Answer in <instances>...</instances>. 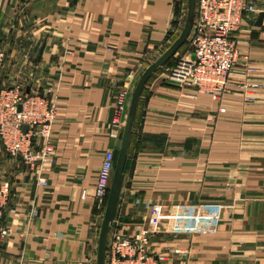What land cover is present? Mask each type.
Masks as SVG:
<instances>
[{
  "label": "crops",
  "instance_id": "crops-1",
  "mask_svg": "<svg viewBox=\"0 0 264 264\" xmlns=\"http://www.w3.org/2000/svg\"><path fill=\"white\" fill-rule=\"evenodd\" d=\"M187 2L0 0L2 87L53 88L59 109L36 166L0 140V264H96L105 208L93 193L105 153L120 147L116 93L179 36ZM251 2L224 99L190 95L170 75L173 57L140 101L116 223L150 229V248L174 264H264V0Z\"/></svg>",
  "mask_w": 264,
  "mask_h": 264
},
{
  "label": "built area",
  "instance_id": "built-area-1",
  "mask_svg": "<svg viewBox=\"0 0 264 264\" xmlns=\"http://www.w3.org/2000/svg\"><path fill=\"white\" fill-rule=\"evenodd\" d=\"M257 12L251 0H197L195 23L189 38L195 59L180 58L170 70V75L193 97H208L212 101L224 99L231 89V73L236 67L239 45L235 33L241 28L245 15ZM6 52L0 48V140L12 156H22L31 166H36L52 150L50 140L58 118V106L38 88L26 91L21 85L2 87V74ZM249 71H254L253 67ZM124 82L115 98L111 136L121 142L133 87ZM27 129L24 130V126ZM42 138V149H35L36 139ZM116 156L107 151L97 176L93 197L100 208H105L112 181ZM39 183L47 186L46 177ZM8 203V184L0 190V237L6 232L1 225V215ZM151 207L150 200H137ZM115 220L108 246L107 264H174L170 254L155 253L150 248L153 232L144 228L130 235ZM180 253L179 249L173 250Z\"/></svg>",
  "mask_w": 264,
  "mask_h": 264
},
{
  "label": "water",
  "instance_id": "water-1",
  "mask_svg": "<svg viewBox=\"0 0 264 264\" xmlns=\"http://www.w3.org/2000/svg\"><path fill=\"white\" fill-rule=\"evenodd\" d=\"M197 0H188L187 14L184 27L179 36L173 43L157 57L151 64H149L140 74L136 84L132 90L127 117L122 132L120 147L117 151L114 173L110 184L109 194L103 214V219L100 227L97 261L96 264H107L108 246L111 241V232L113 224L117 218L121 196L125 181V168L129 157L130 147L132 143L136 118L143 92L151 80V78L166 67L172 58L183 48L189 41L196 15ZM263 14L259 15L257 23H260ZM195 59V54L192 53L191 60ZM27 126H24V130ZM22 159L21 155L17 156Z\"/></svg>",
  "mask_w": 264,
  "mask_h": 264
},
{
  "label": "rangeland",
  "instance_id": "rangeland-1",
  "mask_svg": "<svg viewBox=\"0 0 264 264\" xmlns=\"http://www.w3.org/2000/svg\"><path fill=\"white\" fill-rule=\"evenodd\" d=\"M1 48V47H0ZM3 49V48H2ZM191 45H190V42L188 41L184 46L183 48L174 56L173 60L171 61L172 64H176L177 61L180 59V58H184V59H189L191 58ZM130 103V102H129Z\"/></svg>",
  "mask_w": 264,
  "mask_h": 264
},
{
  "label": "trees",
  "instance_id": "trees-1",
  "mask_svg": "<svg viewBox=\"0 0 264 264\" xmlns=\"http://www.w3.org/2000/svg\"><path fill=\"white\" fill-rule=\"evenodd\" d=\"M115 156L117 157V152L115 153Z\"/></svg>",
  "mask_w": 264,
  "mask_h": 264
}]
</instances>
